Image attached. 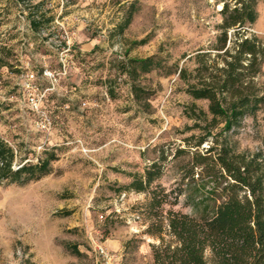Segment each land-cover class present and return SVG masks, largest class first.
<instances>
[{
  "label": "rangeland",
  "instance_id": "1",
  "mask_svg": "<svg viewBox=\"0 0 264 264\" xmlns=\"http://www.w3.org/2000/svg\"><path fill=\"white\" fill-rule=\"evenodd\" d=\"M226 2L235 3L0 0V56L14 65L0 69V139L17 150V164L57 158L38 181L0 184V264H155L156 251L178 246L170 214L198 216L189 193L177 196L200 182L198 168L190 177L196 153L230 148L257 155L264 170V102L227 131L179 77L194 72L199 53L224 66L214 46ZM33 8L54 16L39 33L26 19ZM257 12L246 34L264 45V2ZM152 56L161 66L150 73L121 74L127 58ZM250 82L248 92L264 98V63ZM154 163L162 174L150 189H123ZM153 190L166 203L153 204ZM204 259L215 264L210 249Z\"/></svg>",
  "mask_w": 264,
  "mask_h": 264
},
{
  "label": "trees",
  "instance_id": "2",
  "mask_svg": "<svg viewBox=\"0 0 264 264\" xmlns=\"http://www.w3.org/2000/svg\"><path fill=\"white\" fill-rule=\"evenodd\" d=\"M14 1L22 4L27 0ZM233 1V5L226 2L221 11L223 21L214 46V50L223 52L219 56L224 57V66L209 65L207 54L199 53L193 73L184 69L179 71V77L187 83L188 94L195 100L208 101L213 121L220 119L227 131L242 120L249 107H257L264 102L263 97L248 92L250 81L260 73L264 63V45L258 38L247 37L246 34L248 25L254 24L258 18L257 5L264 0ZM26 19L31 30L39 33L43 26L53 22L54 16L33 8ZM132 19L133 13L126 12L114 31L123 36ZM229 42L234 44L232 49L228 47ZM142 43L144 40L133 42V45ZM1 50L6 51L5 48ZM120 66L123 67L121 74L134 79L140 74L150 73L161 64L152 56L127 58ZM4 67L11 71L14 69L12 62L0 56V69ZM132 89L138 95L137 87ZM200 114L206 115L203 111ZM212 152L210 149L204 155H194L190 177L195 179V169L198 168L200 182L197 187L190 189V185L188 190H181L177 195L189 193L185 204L198 216L170 214L169 228L178 246L156 251L155 264H207L204 259L206 249L211 250L215 264H264L263 165L257 155L236 154L230 148H224L215 155ZM17 160V150L0 139V184L25 185L38 181L51 173V164L57 158L49 153L37 163L21 159L17 164ZM161 174L162 169L154 163L144 175L134 174L131 183L123 189L145 192ZM152 194L153 204L161 206L166 203L157 200L154 190Z\"/></svg>",
  "mask_w": 264,
  "mask_h": 264
},
{
  "label": "built area",
  "instance_id": "3",
  "mask_svg": "<svg viewBox=\"0 0 264 264\" xmlns=\"http://www.w3.org/2000/svg\"><path fill=\"white\" fill-rule=\"evenodd\" d=\"M34 76L31 75V78H33ZM99 251H100V254L103 256V257H109V253L106 251V249L104 247H100L99 248Z\"/></svg>",
  "mask_w": 264,
  "mask_h": 264
}]
</instances>
